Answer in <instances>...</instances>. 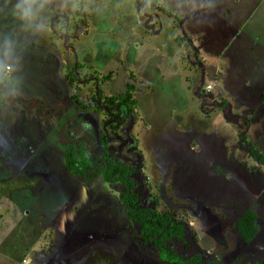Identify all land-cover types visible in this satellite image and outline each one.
Here are the masks:
<instances>
[{"label": "rangeland", "instance_id": "374dc122", "mask_svg": "<svg viewBox=\"0 0 264 264\" xmlns=\"http://www.w3.org/2000/svg\"><path fill=\"white\" fill-rule=\"evenodd\" d=\"M16 3L0 0V264H166L122 184L67 172V151L87 172L108 154L131 165L141 205L184 222L178 253L264 261V0H50L42 28ZM76 63L111 72L105 94L134 85L117 135L90 107L91 74L73 100ZM246 209L258 231L242 243Z\"/></svg>", "mask_w": 264, "mask_h": 264}, {"label": "trees", "instance_id": "16d2710c", "mask_svg": "<svg viewBox=\"0 0 264 264\" xmlns=\"http://www.w3.org/2000/svg\"><path fill=\"white\" fill-rule=\"evenodd\" d=\"M84 64L76 63L75 67L70 65L65 73V82L73 88L72 98L77 101V92L82 89L78 83L85 82L88 74H91V82L87 87L85 94L91 104L92 111L101 116V122L106 127L109 135H117L118 129L123 122L124 116L132 113L136 107L134 96V85L127 82L124 89L117 94H105L100 87L104 82L110 80L111 72L97 74L93 68ZM84 68L88 73L76 69ZM82 77V81L79 78ZM259 100H264V89L259 95ZM105 142V136L102 135ZM253 155L258 163L264 165V158L261 154ZM65 169L71 174L91 179L98 172L101 173L105 182H119L122 184L120 201L125 207V213L130 221L138 223V234L141 235L145 243H151L158 251L161 257H165L166 264H227L218 259H204L199 253H193L185 256L178 253L173 248L167 246V242L182 241L185 224L176 217L174 212L169 210H157L154 203L150 206L141 205L139 194L136 191L137 181L134 177L135 169L127 163L106 155L100 160L99 164L87 172L89 168L84 160H75L70 151L65 154ZM233 230L242 243L249 242L257 233L258 225L256 215L253 210L246 209L240 213L233 223ZM238 264H264V261L242 262Z\"/></svg>", "mask_w": 264, "mask_h": 264}, {"label": "clouds", "instance_id": "9594fccd", "mask_svg": "<svg viewBox=\"0 0 264 264\" xmlns=\"http://www.w3.org/2000/svg\"><path fill=\"white\" fill-rule=\"evenodd\" d=\"M49 2L50 0H17L15 10L18 19L27 27L42 28L43 24L39 22L40 14ZM73 7L75 8L76 4H73Z\"/></svg>", "mask_w": 264, "mask_h": 264}, {"label": "crops", "instance_id": "0c3cea01", "mask_svg": "<svg viewBox=\"0 0 264 264\" xmlns=\"http://www.w3.org/2000/svg\"><path fill=\"white\" fill-rule=\"evenodd\" d=\"M260 95V94H259ZM252 97V96H251ZM259 99V98H258ZM264 103V102H263ZM6 235V233H3V238H4V236ZM8 254V256L7 255H3V257H5L6 259V261H8V262H10L12 259L9 257L10 256V254L9 253H7ZM21 257H26L25 255H21ZM23 260V259H22ZM27 261V260H26Z\"/></svg>", "mask_w": 264, "mask_h": 264}, {"label": "built area", "instance_id": "2783aa9c", "mask_svg": "<svg viewBox=\"0 0 264 264\" xmlns=\"http://www.w3.org/2000/svg\"><path fill=\"white\" fill-rule=\"evenodd\" d=\"M3 69L4 70H9V66L8 65H5L4 67H3ZM206 90H209L210 89V85H206Z\"/></svg>", "mask_w": 264, "mask_h": 264}, {"label": "flooded vegetation", "instance_id": "af4514ba", "mask_svg": "<svg viewBox=\"0 0 264 264\" xmlns=\"http://www.w3.org/2000/svg\"><path fill=\"white\" fill-rule=\"evenodd\" d=\"M95 72H96V71H95ZM73 100H74V99H73ZM105 129H106V128H105ZM101 142H102V144H103V142H104V141L102 140V137H101ZM97 165H98V164H97Z\"/></svg>", "mask_w": 264, "mask_h": 264}]
</instances>
